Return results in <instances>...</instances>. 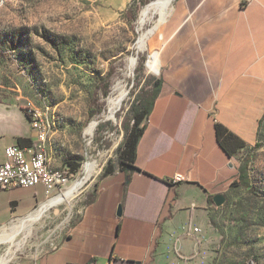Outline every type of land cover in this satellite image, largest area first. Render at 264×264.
I'll return each instance as SVG.
<instances>
[{
	"label": "crops",
	"instance_id": "1",
	"mask_svg": "<svg viewBox=\"0 0 264 264\" xmlns=\"http://www.w3.org/2000/svg\"><path fill=\"white\" fill-rule=\"evenodd\" d=\"M160 37L159 76L142 91L139 172L100 177L39 264H209L213 197L240 179L244 162L221 149L214 125L250 148L264 116V0H175ZM34 136L25 113L0 106V162L7 146ZM174 175L181 181L170 183ZM46 199L42 185L0 191V227Z\"/></svg>",
	"mask_w": 264,
	"mask_h": 264
},
{
	"label": "rangeland",
	"instance_id": "2",
	"mask_svg": "<svg viewBox=\"0 0 264 264\" xmlns=\"http://www.w3.org/2000/svg\"><path fill=\"white\" fill-rule=\"evenodd\" d=\"M155 1L0 0V106L19 108L29 121L31 112L39 110L46 154L53 167L72 173L29 214L83 181L69 202L51 207L12 244L1 243L0 260L7 248L12 254L7 264H30L51 250L57 237L80 217L107 163L119 169L116 149L124 124L131 121V104L140 98L146 80L155 77L150 72L154 52L160 49L161 29L175 2L162 22L152 15L141 23L142 12ZM151 29L155 30L145 48L139 50L138 39ZM120 91L125 97L115 117L108 118V101ZM94 121L92 133H86ZM99 124L105 127L97 133ZM237 160L249 163V185H231L222 204L211 207L209 264H264V117L255 144L241 151ZM87 163L95 165L88 176ZM28 215L0 227V235H9Z\"/></svg>",
	"mask_w": 264,
	"mask_h": 264
},
{
	"label": "built area",
	"instance_id": "3",
	"mask_svg": "<svg viewBox=\"0 0 264 264\" xmlns=\"http://www.w3.org/2000/svg\"><path fill=\"white\" fill-rule=\"evenodd\" d=\"M240 1L241 6L244 7L252 0ZM150 72L156 77L159 76L158 67ZM30 123L35 140L28 146L20 147L13 144L4 149V159L0 162V191L42 185L48 197L60 190L69 181L72 173L63 169H53L49 156L45 152V146H42L43 128L45 126L39 110L34 109L31 112ZM181 179L180 175H174L169 179V182L177 183ZM30 264L39 263L35 260ZM105 264H113V262L109 261Z\"/></svg>",
	"mask_w": 264,
	"mask_h": 264
},
{
	"label": "trees",
	"instance_id": "4",
	"mask_svg": "<svg viewBox=\"0 0 264 264\" xmlns=\"http://www.w3.org/2000/svg\"><path fill=\"white\" fill-rule=\"evenodd\" d=\"M146 83V82H145ZM157 84V83H156ZM143 94V92H142ZM142 94L140 98L136 99L135 102L131 104L130 112L132 114L131 121L126 122L124 124V136L121 143L118 145L116 149V155L119 161V170L124 171L125 173L133 172L137 170L134 166V159H135V148L139 137L143 132V127L141 123L146 118L148 113V105L142 99ZM101 107H98V110L95 113L100 112ZM92 112V111H91ZM264 117V116H263ZM262 120V119H261ZM261 123V121H260ZM259 123V127H260ZM106 126H109L111 129L110 122L104 123ZM103 124H99L97 126L96 132L100 133L104 129ZM215 129V136L217 143L221 147V149L227 154V156L231 157L241 152L247 148L246 144L239 139L237 136L229 132L225 127L220 124L214 125ZM31 142L27 139L18 138L17 145L20 147L28 146ZM248 165L249 163L244 161L241 166V172L239 176V180L233 182L231 185H239L244 188H248L249 181H248ZM70 169L76 170L77 167L70 162L66 163ZM115 170L113 164L109 161L107 165L104 167L103 173L101 177L106 176L108 174H112Z\"/></svg>",
	"mask_w": 264,
	"mask_h": 264
},
{
	"label": "bare ground",
	"instance_id": "5",
	"mask_svg": "<svg viewBox=\"0 0 264 264\" xmlns=\"http://www.w3.org/2000/svg\"><path fill=\"white\" fill-rule=\"evenodd\" d=\"M171 2H172V0H156L155 2H153L150 7L145 8L144 11L142 12V17L140 20L141 23L145 22L152 15H159L158 16V17H160L159 21L162 22L166 16V14L168 13V9H170L169 6H170ZM153 30H155V29H151L149 31H146L147 33L143 34L138 39L137 44H138L139 50H143L145 48L146 41H147L146 39L148 38L149 35H151L153 33ZM132 64H133V61H132ZM134 66H135V64H134ZM115 89H117V85L115 86ZM124 97H125V93L120 91V94L117 98L109 99V101H108V110H109L108 118L115 117L114 114H115L116 110L119 108ZM94 125H95V121L91 122L89 127L86 130V133L91 134L93 131ZM45 136H46V134H45V130L43 128L42 140L45 138ZM94 167H95V165L93 163H87L85 165L86 176H88L94 170ZM81 185H83V181L75 182L63 194L49 199L46 203L41 205V207L37 211H35L31 215H29L27 218H25L24 220H21L17 225H15L16 226L15 229H13L9 235H4V233L2 232L3 235H0V244L4 243V242H8V243L12 244L14 239L17 237V235L19 233H22L25 230H29L32 227L33 223L40 220L43 217V215L51 207H53L57 204H60L62 202H69L73 198V194L77 191V189L79 187H81ZM7 249L8 250L5 253L4 257H2L0 260V264H7V263H9V260L11 259V256H12V254L10 252L11 250H10V248H7Z\"/></svg>",
	"mask_w": 264,
	"mask_h": 264
},
{
	"label": "water",
	"instance_id": "6",
	"mask_svg": "<svg viewBox=\"0 0 264 264\" xmlns=\"http://www.w3.org/2000/svg\"><path fill=\"white\" fill-rule=\"evenodd\" d=\"M136 172H139V170H136ZM213 201H214V203H215L216 206H219L223 202V196L216 195V196L213 197ZM117 215H120V209H118Z\"/></svg>",
	"mask_w": 264,
	"mask_h": 264
}]
</instances>
